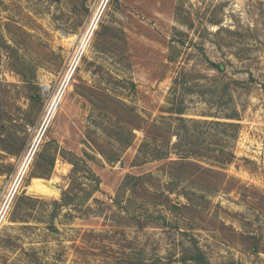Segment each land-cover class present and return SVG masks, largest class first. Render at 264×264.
Wrapping results in <instances>:
<instances>
[{"label": "rangeland", "instance_id": "374dc122", "mask_svg": "<svg viewBox=\"0 0 264 264\" xmlns=\"http://www.w3.org/2000/svg\"><path fill=\"white\" fill-rule=\"evenodd\" d=\"M0 210V264H264V0H0Z\"/></svg>", "mask_w": 264, "mask_h": 264}, {"label": "built area", "instance_id": "2783aa9c", "mask_svg": "<svg viewBox=\"0 0 264 264\" xmlns=\"http://www.w3.org/2000/svg\"><path fill=\"white\" fill-rule=\"evenodd\" d=\"M80 42V41H79ZM79 42L77 43L78 45V48H77V51H80V49L82 48L81 45H79ZM77 51L76 53L72 56V58L69 60L68 62V67L65 71V73L62 75V78H61V86L62 88H64L67 83L69 82L73 72H74V69H75V65L78 63L77 61ZM58 92L54 93V95H56ZM61 92H59V95H60ZM56 96H53L50 101L48 102V104L46 105V108H45V112L43 113V117H42V120H41V125L39 126V133L38 135L35 137V139L33 140L31 146H30V149L27 153V155L24 157L23 159V162H22V165L20 166L19 168V173L17 175V177L19 179H21V175H22V172H23V169L25 168V166H27V164L32 160V158L34 156H36L37 152H38V148H39V145H40V141H41V137H42V133L44 131V129L46 128L51 116L53 115V113L55 112L58 104H59V100H60V96H59V99L57 100L56 102ZM14 193V192H13ZM13 193L11 192L10 194L11 197L13 196ZM1 210H0V216H1Z\"/></svg>", "mask_w": 264, "mask_h": 264}, {"label": "trees", "instance_id": "16d2710c", "mask_svg": "<svg viewBox=\"0 0 264 264\" xmlns=\"http://www.w3.org/2000/svg\"><path fill=\"white\" fill-rule=\"evenodd\" d=\"M216 68H217V70L219 71V72H221V69L218 67V66H216ZM170 113H172V114H177V115H182L183 113H184V109L183 108H177L176 110H173L172 108L170 109ZM235 117V116H234ZM233 119V118H232ZM215 125H217V126H227V125H229V126H231V127H233V128H239V126L238 125H235V124H222V123H217V124H215ZM177 145V144H176ZM187 155H188V153L187 154H180L179 155V158L181 159V160H184V159H186L187 158ZM192 155V154H191ZM196 256V258H188V260H190V261H192V262H194V263H197V264H205V258H204V256L201 254V253H197V255H195Z\"/></svg>", "mask_w": 264, "mask_h": 264}]
</instances>
